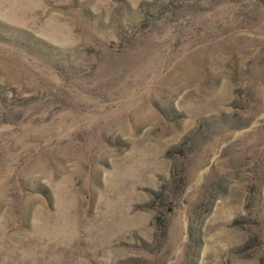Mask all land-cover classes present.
Here are the masks:
<instances>
[{
  "label": "rangeland",
  "instance_id": "374dc122",
  "mask_svg": "<svg viewBox=\"0 0 264 264\" xmlns=\"http://www.w3.org/2000/svg\"><path fill=\"white\" fill-rule=\"evenodd\" d=\"M0 264H264V0H0Z\"/></svg>",
  "mask_w": 264,
  "mask_h": 264
}]
</instances>
